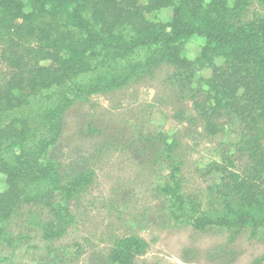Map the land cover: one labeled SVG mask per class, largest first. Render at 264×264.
I'll return each mask as SVG.
<instances>
[{"label":"rangeland","instance_id":"1","mask_svg":"<svg viewBox=\"0 0 264 264\" xmlns=\"http://www.w3.org/2000/svg\"><path fill=\"white\" fill-rule=\"evenodd\" d=\"M172 15V9H164L161 18L168 22ZM245 15L264 18V0H249ZM9 41L0 35V82L9 70L1 57ZM205 44V38L191 37L185 55L195 59ZM34 46L36 41L27 38L21 50ZM151 55L146 48L124 59L100 55L92 72L32 95L28 104L4 116L3 124L16 117L29 123L26 138L5 151L6 158L30 151L60 172L28 185L24 202L0 221V264H119L111 251L131 236L146 242L133 264H186L181 260L186 254L199 264H218L221 253L224 264H264L258 229L213 225L198 231L195 226L197 218L217 219L224 212L212 189L222 175L202 176L201 170L221 162L227 152L243 168L246 161L233 147L243 125L233 117L222 134L208 135L190 92L168 79L174 71L170 64L137 67ZM161 134L165 142L159 141ZM177 166V194L183 198L164 191ZM81 173L92 177L81 192L54 189L52 203L69 223H61L46 203L30 200L55 188V176L64 185ZM3 186L0 177V190Z\"/></svg>","mask_w":264,"mask_h":264},{"label":"trees","instance_id":"2","mask_svg":"<svg viewBox=\"0 0 264 264\" xmlns=\"http://www.w3.org/2000/svg\"><path fill=\"white\" fill-rule=\"evenodd\" d=\"M248 3L249 0H234L231 6V0H0V35L12 41L1 53L9 70L0 82V177L4 178L0 221L8 220L24 202L28 185L60 172L51 160L44 163L30 151L22 150L14 160H8L5 151L26 138L29 123L24 117H16L3 124L4 116L28 104L32 95L92 72L93 61L100 55L124 59L146 48L152 55L137 67L151 69L170 64L174 71L168 79L180 91L190 92L208 135L222 134L226 122L233 117L243 125V135L233 146L246 161L243 168L238 169L236 159L227 152L221 162L213 161L201 170L202 176L222 175L212 189L222 199L224 212L217 219L197 218L196 229L202 231L213 225L250 228L258 229L264 237V18L247 19ZM164 9L173 11L168 22L161 18ZM195 35L205 38L206 44L192 60L185 55V49ZM27 38L34 39L36 46L22 51ZM204 70H210L211 75L203 76ZM195 81L197 87H193ZM161 137L159 141L165 142ZM178 171L179 166L172 168L164 191L183 198L177 194L181 189ZM55 177V188L35 194L30 200L46 203L61 223H69L52 203L54 189L79 193L88 187L92 177L76 174L64 185ZM145 246L138 236L122 239L110 258L119 264H133ZM187 255L182 262L199 264V259ZM218 259V264H224L226 254L221 253Z\"/></svg>","mask_w":264,"mask_h":264}]
</instances>
